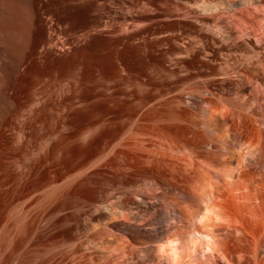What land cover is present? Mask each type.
<instances>
[{
    "label": "rangeland",
    "instance_id": "obj_1",
    "mask_svg": "<svg viewBox=\"0 0 264 264\" xmlns=\"http://www.w3.org/2000/svg\"><path fill=\"white\" fill-rule=\"evenodd\" d=\"M32 5L26 47L0 21V264H264V0Z\"/></svg>",
    "mask_w": 264,
    "mask_h": 264
},
{
    "label": "bare ground",
    "instance_id": "obj_2",
    "mask_svg": "<svg viewBox=\"0 0 264 264\" xmlns=\"http://www.w3.org/2000/svg\"><path fill=\"white\" fill-rule=\"evenodd\" d=\"M33 1L32 0H0V21L5 20V21H3V23H6L7 25L11 24L10 25L11 27L15 26V29H13V28H11V29H13L15 31V36H16L15 39H17L16 41H18V43H19V45H18V43L16 42V44L18 45V47H17V45L15 44L16 48H20L19 47L20 45L21 46L23 45L22 47H26L27 43H28V39H29L30 35L32 34L31 33L32 32V26H33L32 25L33 24L32 19H33V15H34V12H33V7H34L33 5L34 4L32 5ZM41 5H43V4H41ZM33 29H34V27H33ZM2 30H4V29H2ZM0 31H1V29H0ZM11 39H12V37H11ZM14 43H15V41H14ZM242 158H243V156H242ZM206 178H208V177H206ZM208 182H209L208 179H206V183H208ZM207 191L208 192L205 194L206 197L204 196L205 199L203 198L204 203H205L204 204V210L212 208V211L214 212L216 219H220L222 217V209L220 207V203L218 201H215V203H213L211 205L210 200H209V196H208L209 190H207ZM205 213H206V211H203L202 214L205 215ZM261 214L264 215V211L261 210ZM204 215L202 217H204ZM202 217H200V219H199V225H200V228L202 229V234L197 235V231H196L197 236H194L195 238L194 239L192 238V240L190 241V243L186 247L188 262H190L192 260L191 256L196 251L197 246H200L201 249L206 250V249H209V248L217 245L216 244L217 240L213 238V236L211 234V230L208 228V226H210L209 221H205V219ZM199 235H201V236L198 237ZM158 250L162 253V258H164L168 264H176V262H177L176 261L177 260V254L176 253H174L172 250H168L166 248V246H164V245H160Z\"/></svg>",
    "mask_w": 264,
    "mask_h": 264
}]
</instances>
